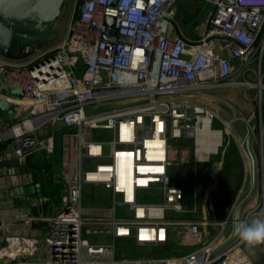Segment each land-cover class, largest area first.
<instances>
[{
  "label": "built area",
  "instance_id": "2783aa9c",
  "mask_svg": "<svg viewBox=\"0 0 264 264\" xmlns=\"http://www.w3.org/2000/svg\"><path fill=\"white\" fill-rule=\"evenodd\" d=\"M181 1L73 0L61 42L29 63L0 59V76L22 90L16 101L22 116L0 127V144L8 143L0 160L37 150L50 158L59 131L65 186L60 211L28 218L49 222L43 243L7 236L0 264H257L260 257L264 264V245L249 250L239 237L218 251L232 237L235 212L251 190H240L223 220L181 219L197 209L188 208L185 188L170 175L180 165L173 157L178 143L194 139L197 146L206 122L221 132L219 150L224 129H232L224 120V129H216L219 116L199 100H223L215 93L229 87H258L260 115H235L234 122H245L251 132L258 121L259 197L242 220L264 208V0H197L213 12L196 39L177 23ZM88 187L109 192L110 204L84 206ZM147 191L161 199L146 200ZM173 228L200 246L173 256L119 250L118 240L145 249L168 245ZM210 228L215 236L203 242ZM4 229L0 218V233ZM84 234L114 241L92 243Z\"/></svg>",
  "mask_w": 264,
  "mask_h": 264
},
{
  "label": "crops",
  "instance_id": "0c3cea01",
  "mask_svg": "<svg viewBox=\"0 0 264 264\" xmlns=\"http://www.w3.org/2000/svg\"><path fill=\"white\" fill-rule=\"evenodd\" d=\"M188 1L192 2L193 0ZM0 24V59L13 63H29L33 61L40 54L61 42L65 36L64 33L63 36L55 42L43 45L42 42L44 38L41 39V37L37 36H41L42 31H45L44 28L48 29V27H50L48 25H23L1 16ZM18 33L25 34L31 37V39L26 43L24 39L17 36ZM190 37L194 39L199 38L194 36ZM252 92L253 90L243 86L229 87L219 91L217 96L229 103L231 108L217 105L218 103L211 98H201L199 101L217 113L219 118L214 121V127L216 129H221V127L224 126L221 120L233 123L235 115L254 118L253 113L255 112L254 104H256L257 90L255 94H252ZM20 96H22V90L13 87L4 76H0V127L13 124L22 116L20 108L16 104L17 98ZM59 134L60 132L58 131L55 152L50 158L47 157L45 151L37 150L23 159L16 158L15 156H6L4 159L0 160V218L5 224V229L0 233L1 245L5 244V238L10 235L33 237L40 243H43L49 222L47 220L32 222L28 218H48L63 208L65 186L60 179L62 169L61 163L63 160V141ZM249 134V132L248 134L246 133L242 138H238L234 134L240 150L241 147L243 150L246 149L247 152L244 153L247 156L248 150L246 142ZM253 142L252 144H254ZM7 145V142L1 143L0 149H4ZM177 147V151L173 152V157L178 159L180 165L175 167L181 170L182 165H188V189L186 188V182H182V179L178 178L177 173H174L175 167L170 169V175L175 184H179L187 190L186 205L188 208H193V206L196 205L197 209L195 213L181 214L179 217L181 219L183 217L185 219L194 220L204 218L210 220L225 219L235 205L239 193L233 200L232 207L228 213L224 215H221L222 212L218 206L219 202L217 201L218 197H216L217 200L214 197H210L208 199L209 206L210 200L212 199L217 207L215 216L212 213V216L209 218L206 216L207 209L205 208L206 203L204 200L205 191H203L202 187V181L204 179L203 174L213 170L214 162L212 161L215 157H220L221 148L218 152H210L208 154V159L201 160L199 158L197 162L195 160V151L198 154V145L196 146L194 139L182 140L178 143ZM242 188L245 191L248 189L247 181L244 182ZM104 191L105 190H103V192ZM105 193L108 194L109 201L110 194L107 191H105ZM187 194L189 199L187 198ZM144 196L146 200L157 201L161 199V196L156 191H147L144 193ZM170 237L168 245L155 249L147 248L150 249V251L142 247L138 248L132 239L118 240V247L121 253L130 256H139L153 255L154 251H163L164 249L173 250L175 252L178 251V255H183L189 253L182 252L183 248H191L194 250L196 247L200 246V241L185 234L181 228H173ZM206 237L207 236L203 239L204 242H206ZM107 239L111 240L109 243L114 241L110 236L103 238V240ZM132 247H137L140 250L132 252Z\"/></svg>",
  "mask_w": 264,
  "mask_h": 264
},
{
  "label": "rangeland",
  "instance_id": "374dc122",
  "mask_svg": "<svg viewBox=\"0 0 264 264\" xmlns=\"http://www.w3.org/2000/svg\"><path fill=\"white\" fill-rule=\"evenodd\" d=\"M72 4L73 0H66L65 5L63 7L62 13L59 17V19L48 26V29L44 28L45 31H42L41 39L44 38V41L42 42L43 45L53 43L56 40L60 39L63 34L65 33V30L67 28V24L69 21V17L72 11ZM180 8V9H179ZM178 8V14H177V23L183 28L184 32L188 36H194L199 37L203 34L206 26V20L210 16V14L213 12V7L211 5H206L205 3H201L199 1L193 0L192 2H189L188 0H182L180 2ZM40 41V40H39ZM240 90V89H239ZM252 94L256 93V104H254L255 108L254 111L256 114L260 115V108H259V92L258 89L254 88ZM216 92L215 95H218ZM262 99L264 100V91ZM215 102H217V105H223L226 107H230V104L223 100L216 99ZM264 109V105H263ZM100 110V108L98 109ZM97 110V111H98ZM221 129H224V126L221 127ZM224 146L221 148L220 151V157H215L212 162H214L213 170L209 173L203 174V191H205L204 200H205V208L207 209V214L209 218L212 216V212L209 206V198L218 197L216 200L219 202V207L222 212L221 215H224L225 213H228L230 208L232 207V202L238 195L239 191L241 190L243 184L245 181L248 183V189L247 194L251 190V180H252V171H251V163L249 157L244 153L243 148L239 147V144L237 143L236 139L234 138V135L232 134V131L230 129H224ZM232 130L233 133L238 137L242 138L246 133H250L248 126L243 121H237L232 123ZM254 144H252L253 152L257 158V162L259 161V146L258 141L253 140ZM242 164V165H241ZM188 165H182V169L176 168L174 170V173H177L178 178L182 179V182H186V188L188 189V177H187V168ZM258 181L259 174H258ZM186 190V189H185ZM187 191V190H186ZM85 200H84V206L87 207H103L106 206L109 203L108 201V194L103 192V189L98 188H86L85 189ZM259 195H257L252 202L250 206H253L256 204L257 199ZM187 198L189 199V196L187 194ZM217 207V206H216ZM121 214V211L118 212ZM210 230V235L206 237V242L210 241L215 236V231L213 229ZM208 230V231H209ZM206 236V235H205ZM204 236V237H205ZM84 237L89 239L90 242H106L109 243L111 241L110 239L103 240V238H97L95 236H88L84 234ZM204 242V241H203ZM176 245V244H175ZM170 246V245H169ZM139 248V247H138ZM137 247H132L131 251L136 252L138 249ZM145 249V248H144ZM180 249V248H177ZM147 251H150V249H146ZM145 250V251H146ZM193 249L191 248H183L182 252H190ZM250 250V249H249ZM154 256H173L178 255V251L175 252L173 250L164 249L163 251H154ZM257 264H263L262 257L259 258L257 261Z\"/></svg>",
  "mask_w": 264,
  "mask_h": 264
},
{
  "label": "water",
  "instance_id": "95a60500",
  "mask_svg": "<svg viewBox=\"0 0 264 264\" xmlns=\"http://www.w3.org/2000/svg\"><path fill=\"white\" fill-rule=\"evenodd\" d=\"M66 0H0V16L3 18H9L19 24L28 25H43L47 26L55 23L63 10ZM114 18L108 17L106 19L107 24H114ZM1 26V24H0ZM16 35V34H15ZM17 36L24 39V42H28L31 37L18 33ZM28 38V39H27ZM27 39V40H26ZM258 126V121H255L252 125V131L247 138V150L251 163L252 171V189L249 196L239 205L235 212V225L242 220L243 213L248 205L253 201L257 195L259 188L258 181V163L257 158L252 149V142L254 134ZM37 135L40 139L45 138L43 130H38ZM210 209L212 213L216 214V204L213 200H210ZM237 235L233 232L232 237L219 248L221 251L230 243L237 239Z\"/></svg>",
  "mask_w": 264,
  "mask_h": 264
},
{
  "label": "clouds",
  "instance_id": "9594fccd",
  "mask_svg": "<svg viewBox=\"0 0 264 264\" xmlns=\"http://www.w3.org/2000/svg\"><path fill=\"white\" fill-rule=\"evenodd\" d=\"M234 232L249 249L264 245V208L256 211L248 219L239 221L234 227Z\"/></svg>",
  "mask_w": 264,
  "mask_h": 264
},
{
  "label": "bare ground",
  "instance_id": "6f19581e",
  "mask_svg": "<svg viewBox=\"0 0 264 264\" xmlns=\"http://www.w3.org/2000/svg\"><path fill=\"white\" fill-rule=\"evenodd\" d=\"M221 142V132L211 129L209 123L206 122L204 130L198 138V157L201 160L208 159L210 152H218Z\"/></svg>",
  "mask_w": 264,
  "mask_h": 264
},
{
  "label": "trees",
  "instance_id": "16d2710c",
  "mask_svg": "<svg viewBox=\"0 0 264 264\" xmlns=\"http://www.w3.org/2000/svg\"><path fill=\"white\" fill-rule=\"evenodd\" d=\"M122 254H125V253H122Z\"/></svg>",
  "mask_w": 264,
  "mask_h": 264
}]
</instances>
